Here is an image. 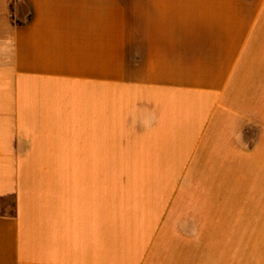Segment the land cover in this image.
I'll use <instances>...</instances> for the list:
<instances>
[{
    "label": "crops",
    "instance_id": "1",
    "mask_svg": "<svg viewBox=\"0 0 264 264\" xmlns=\"http://www.w3.org/2000/svg\"><path fill=\"white\" fill-rule=\"evenodd\" d=\"M263 219L264 0H0V264H248Z\"/></svg>",
    "mask_w": 264,
    "mask_h": 264
},
{
    "label": "rangeland",
    "instance_id": "2",
    "mask_svg": "<svg viewBox=\"0 0 264 264\" xmlns=\"http://www.w3.org/2000/svg\"><path fill=\"white\" fill-rule=\"evenodd\" d=\"M264 227V219H263ZM248 264H259V261L264 258V230L248 232Z\"/></svg>",
    "mask_w": 264,
    "mask_h": 264
},
{
    "label": "trees",
    "instance_id": "3",
    "mask_svg": "<svg viewBox=\"0 0 264 264\" xmlns=\"http://www.w3.org/2000/svg\"><path fill=\"white\" fill-rule=\"evenodd\" d=\"M11 7H12V4H11ZM17 22L21 23L19 20H17Z\"/></svg>",
    "mask_w": 264,
    "mask_h": 264
}]
</instances>
